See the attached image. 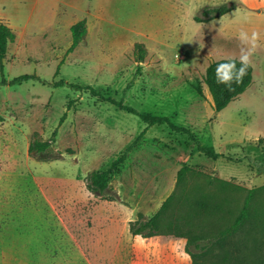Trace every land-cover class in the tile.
Segmentation results:
<instances>
[{"label":"rangeland","instance_id":"obj_1","mask_svg":"<svg viewBox=\"0 0 264 264\" xmlns=\"http://www.w3.org/2000/svg\"><path fill=\"white\" fill-rule=\"evenodd\" d=\"M220 6L232 8L196 20ZM81 20L87 34L68 52ZM0 22L16 34L0 70V264H195L190 251L197 264H264V0H0ZM241 48L253 83L217 112L208 68L239 60ZM24 74L36 77L2 83ZM108 97L168 117L226 158L206 157L187 135L148 126ZM56 128L59 159L32 157L31 141ZM143 131L106 197L91 193L88 174L109 167ZM251 190L241 252L197 251L196 241L232 226ZM171 195L159 230L133 236L130 223L150 219Z\"/></svg>","mask_w":264,"mask_h":264},{"label":"trees","instance_id":"obj_2","mask_svg":"<svg viewBox=\"0 0 264 264\" xmlns=\"http://www.w3.org/2000/svg\"><path fill=\"white\" fill-rule=\"evenodd\" d=\"M232 7L229 6H220V7H214V8H206L204 9L201 16L197 17L196 20L198 22H209L212 19L221 16L231 10ZM71 34H72V43L68 50V52H72L76 49V47L81 43L83 38L87 34V23L85 20H81L70 28ZM16 39V34L13 31V29L7 25L6 23L0 22V70L3 74L4 71V60L7 55L8 46L10 43L14 42ZM136 54L138 56V62H143L145 58V49L143 44H138L136 46ZM233 59H223L217 62H214L210 65L207 71V75L205 78V83L209 88V91L213 98V104L215 111L219 112L225 109L234 99L239 97L241 94H243L253 83V69L249 65L247 67V72L243 76V79L239 83L233 82L231 86H226L225 84H218L216 82V70L217 66L220 65L221 72L227 71L228 69L226 67H223L227 64V62L231 61ZM236 61V68L238 69L241 65L239 60L235 59ZM36 76H32L29 74H24L18 77H15L14 79L7 81L5 78H3L2 83L3 84H21L24 81H27L31 78H35ZM58 85H63V82H59ZM95 96L103 97L99 92H97L93 88H86ZM200 95H203V92L201 89L198 90ZM106 101L116 105L117 107L126 110L130 113L138 115L148 126L153 125H168L170 129L174 132L181 133L184 135H187L189 140L193 142L200 153L205 155L206 157L218 160L220 158H226V156L223 153L218 152L213 146L204 145L197 136L183 126H178L175 123H173L168 117H161V116H152V115H142L138 114L132 107L124 105L122 101H117L114 98L108 97L105 98ZM67 114L65 113L60 120L59 125H61L64 120L66 119ZM145 131H143L125 150L124 152L116 158L109 167L102 169V170H93L91 171L87 176V188L88 190L93 193L94 195L98 197L105 198L106 192L108 191L110 187V181L112 179V176L115 175L123 165V163L127 159V155L130 151H132L136 145L139 143L140 139L143 137ZM58 135V128H56L51 137L47 140H41V139H34L31 141L29 145V154L40 161H54L59 159V154L54 155L52 154L51 148L54 142H56ZM264 152V148H263ZM264 162V161H263ZM189 168L187 166H184L178 173V180L181 182L185 176ZM260 170L264 172V163L263 166L260 167ZM173 199V195L169 196L162 206L159 208V210L148 220L145 221H132L130 223V231L133 236L138 235H146L151 234L153 232H157L159 230V224L160 219L163 213L169 208L171 202ZM255 199V190H251L248 194V197L246 199V202L239 214V216L236 218L234 223L231 227L225 229L222 231L219 235L215 236L214 238L210 239L206 242H195L194 247L197 251H205V246H209L210 244H214L220 247L225 246H232L235 249L236 253H240L241 249L238 246L237 237L242 235L244 233V230L247 228L248 224H250L251 219L253 217V202ZM242 240L240 239V242ZM207 251V250H206ZM190 255L192 257V260L195 264L198 263L199 259V253L197 252H191ZM239 263L242 264L241 259L239 260Z\"/></svg>","mask_w":264,"mask_h":264},{"label":"clouds","instance_id":"obj_3","mask_svg":"<svg viewBox=\"0 0 264 264\" xmlns=\"http://www.w3.org/2000/svg\"><path fill=\"white\" fill-rule=\"evenodd\" d=\"M251 38L253 40L257 39L258 33L254 32ZM238 39L241 41V43H244L248 41L249 36L246 32L241 31L239 33ZM249 60H250V53L246 52L243 48H241V53L239 57V62L241 66L237 69L236 61L235 59H233L227 62V64L223 66L226 67L228 70L222 73L221 72L222 66L218 65L216 70V82L218 84H225L226 86L229 87L233 82L239 83L247 72V67L249 66Z\"/></svg>","mask_w":264,"mask_h":264},{"label":"crops","instance_id":"obj_4","mask_svg":"<svg viewBox=\"0 0 264 264\" xmlns=\"http://www.w3.org/2000/svg\"><path fill=\"white\" fill-rule=\"evenodd\" d=\"M111 242H113V240H111Z\"/></svg>","mask_w":264,"mask_h":264}]
</instances>
